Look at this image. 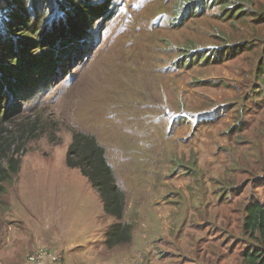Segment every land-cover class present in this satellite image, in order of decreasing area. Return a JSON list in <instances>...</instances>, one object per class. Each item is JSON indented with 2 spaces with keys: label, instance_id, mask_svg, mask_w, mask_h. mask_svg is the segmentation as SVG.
Returning <instances> with one entry per match:
<instances>
[{
  "label": "rangeland",
  "instance_id": "1",
  "mask_svg": "<svg viewBox=\"0 0 264 264\" xmlns=\"http://www.w3.org/2000/svg\"><path fill=\"white\" fill-rule=\"evenodd\" d=\"M91 2L109 6L87 22L84 41L88 53L81 59L82 54L76 56L67 65L70 69L64 65L66 60L58 63L46 82L36 83L23 97L14 100L9 95L4 101L3 113L11 106L13 114L4 125V136L12 144L11 153L21 157L22 163L0 196V264H24L40 248L60 251L46 243L54 247L67 243L86 223L88 211L107 217L102 199L99 209L96 205L83 207L88 203L86 191L96 189L79 169L66 163L76 130L97 137L115 169H120L122 180L147 179L150 193L162 174L165 180L160 184L167 189H189L186 181L198 178L212 189L214 179L221 181L227 173L229 153L245 152L262 178L234 201L246 194L248 199L254 195L264 202V167L255 165L252 155L259 145L264 148V99L258 91L259 82H264V0H216L206 2L197 12L198 4L193 5L197 0ZM32 54L42 59L43 50L35 48ZM240 129L242 133L237 134ZM19 145L22 148L17 152ZM245 175L240 172L237 177ZM232 176L236 178V173ZM20 178H25L30 197L46 206L43 211L26 208L31 199L20 193ZM167 198L174 199L164 194L155 207L170 226L167 215L174 205ZM194 199L198 200L197 192ZM219 201L214 197V205ZM229 203L222 200L221 210L214 207V219L207 223L211 226L196 231L199 239L184 240L187 245L195 241L192 251L185 250L179 258L172 254L168 262L160 253L156 262L241 264V252L252 240L247 237V242L238 212ZM195 212L177 211L173 213L175 222L177 217ZM218 213L227 219L231 216L234 228H223L226 219L219 222L215 219ZM188 218L184 227L193 228ZM147 220L157 230L159 221L151 211ZM99 228L96 224L87 232L93 238ZM151 233L156 232L137 236L122 248L125 250L102 244L92 256L72 260L125 264V255L149 253L147 244L151 248L155 243L145 239ZM231 244L237 246L232 250ZM64 262L70 264L66 256Z\"/></svg>",
  "mask_w": 264,
  "mask_h": 264
},
{
  "label": "trees",
  "instance_id": "2",
  "mask_svg": "<svg viewBox=\"0 0 264 264\" xmlns=\"http://www.w3.org/2000/svg\"><path fill=\"white\" fill-rule=\"evenodd\" d=\"M215 1L197 0L193 3V5L198 4L194 12L201 10L206 2ZM108 6L109 3L95 5L91 0H0V196L6 193L7 182L14 180L18 175L22 163L21 157L11 153L12 144L4 136L6 131L4 125L13 116L11 106L10 109L7 107L3 113L5 99L9 95L14 100L17 96L23 97L27 90L35 87L36 83L46 82L48 74L59 68L56 67L58 63L63 62L64 64L66 60L64 65L70 69L67 65H71L77 59L76 56L82 54L79 57L81 59L83 55H86L89 51L84 41V29L87 28V22L93 15L106 11ZM102 9L105 10L102 11ZM66 47L71 49H66ZM35 48L43 50L42 59L32 54ZM209 53L210 51L207 54ZM194 55L198 57L199 53ZM32 59L33 62H31ZM262 69H264L263 66ZM38 78L40 80H36ZM261 83L264 84V82ZM239 133H242V129L237 131V134ZM21 148L19 145L16 151L20 152ZM252 155L253 160L256 161L255 165L264 167V148L261 145L253 150ZM66 163L71 168L79 169L89 179L102 199L105 213L115 219L105 233V245L110 249L130 246L136 236V226L138 228L141 226L133 216L125 219L128 211V194L119 183L115 168L107 156L106 148L95 135L80 130L73 131ZM251 164L245 152L238 154L230 152L227 173H223L221 181L214 179V193L221 201L218 205H214V200L208 197L205 203L208 201L214 207H220L221 210L222 200H230L229 204H233V209L238 212V223H241L240 228L247 242L252 240L241 252V264H264V202L256 199L254 195L248 199L246 194L240 200L241 203L238 200L234 201L237 195L245 193L246 188L252 189V183L262 178L256 174V169ZM240 172L246 174L241 179L240 176L237 177ZM234 173H236V178L232 176ZM250 176H253L252 180ZM181 200L187 202V200ZM205 207L206 210L211 211L203 220L205 221L204 226L208 228L211 224L207 223H211L214 219L212 215L214 207L211 210V205H205ZM220 217L222 220L226 219V222L222 224L223 228H234L231 216L227 219V216L218 213L215 219L221 222ZM193 231L194 229L188 232L192 240L199 239L200 233ZM162 240L167 241V238ZM189 242L191 243L187 245V242L182 244L176 241L173 249L159 245L156 249L160 252L156 253V250L154 255L148 253L146 263L159 264L155 258L161 254L166 262L172 254L178 258L184 256V251H192L195 244V241ZM177 243L179 247H176ZM234 245L237 246V244ZM235 246L231 244L230 247L233 250ZM57 253L63 256L60 264L65 263V254L63 255L61 251Z\"/></svg>",
  "mask_w": 264,
  "mask_h": 264
},
{
  "label": "crops",
  "instance_id": "3",
  "mask_svg": "<svg viewBox=\"0 0 264 264\" xmlns=\"http://www.w3.org/2000/svg\"><path fill=\"white\" fill-rule=\"evenodd\" d=\"M258 85H260V88H258L259 94H261L262 99H264V84L259 82ZM115 171L118 176L119 183L125 188L128 194V211L125 219H128L133 216L137 220L138 219L140 220L137 221V223L140 224L141 228L137 227V231H135L136 232L135 239L137 236L138 238H140L142 235L144 236L147 235L150 231L156 232V233H151V238L145 239L147 243L152 240L155 243V245H153V247L151 248L147 244L149 253H152L154 255L156 248H158L159 245L173 249L174 242L180 241L184 243V240L188 241L191 238L190 234L188 233L190 230L194 229V231H198L199 229V231L202 232V230L204 229L203 227L205 225V221L203 222V220L205 216L209 215L208 213L211 212L205 209L206 208L205 205L208 206L211 205L210 210L214 207V205L208 201L205 203V199L210 197L211 200H214V197H216L214 192H213V196L210 194L211 191H214V188L213 187L212 189L208 188L205 185L204 180H201L202 178H198L199 180H195V179L194 180L189 179V181L187 180L186 185H188L189 189L187 187L185 188L178 187L176 189L172 187L171 189H167L165 188L166 185L160 184V181L165 180L162 174L156 180L155 191L150 193L148 191L149 183L147 179H144V181H142V179L140 178H132L130 182V178H125L124 180H122V178L118 174V171H120V169L119 170L115 169ZM130 184L132 187L130 186ZM19 185H20V193L22 194L23 198L24 197L29 198L30 193L28 192L27 182L25 178L24 179L20 178ZM212 185H213V179H212ZM146 189L149 192V194L146 193ZM196 192L198 193L197 201L194 199L196 197ZM70 193L71 191H69L68 194ZM86 193H87L86 195H88L87 196L88 203H86V205L83 207L90 208L96 205L99 209L101 207L100 206L101 198L98 192L91 188V190H87ZM164 194H169L170 196L174 197V199L172 198L165 199L168 201V203L174 205L173 207L170 208L171 210L170 214L167 215L171 221L170 226H168L164 222L163 218H165L166 216L158 215V211L155 207V203H158L157 200H159L157 198L163 196ZM30 199H31V204L26 205V208L27 207L29 208L28 210L43 211L44 207H46V206H42L41 203L38 202L35 197L33 198V195L30 197ZM181 199L187 200V202H183ZM90 200L92 201L89 202ZM83 201H85L84 198ZM129 204H131V206H129ZM188 209L195 210L196 211L195 214L189 213L188 215L185 213L186 214L185 217L184 216L177 217L175 222V217L173 213H176L177 211L181 213L182 211H186ZM149 211H151L152 216H155L156 220L159 221L157 225V230L152 229L150 225L153 226V223L147 220V214L149 213ZM86 213H87L86 223L83 224L82 229L77 230V232H75L73 236L67 239V241L69 240L67 243L65 244L60 243L59 247H54L53 245L46 243L47 246H50L54 249H59L61 252H63L66 256V261L69 262L70 264L72 262H73L72 264L74 263L80 264L79 260L82 259L84 260V258L88 256L89 257L92 256L94 252L93 253L91 252L95 248L99 249V246H102V244L105 245V233L108 230L109 226L112 225L113 222L115 221V219L112 216L107 215L105 213L104 208H103V213L107 217H104V215H102L101 212L97 214L96 210H91ZM99 214L101 215L98 216ZM186 217H189L188 218L189 221L196 224V225L192 224L193 228L184 227L187 221ZM219 220L221 221L222 218L220 217ZM96 224L100 226L99 232L96 236L92 238L88 234L87 230L91 226H95ZM154 238H156V240H154ZM163 238H167V241L162 240ZM160 240H162V243L158 242ZM96 253L99 254L98 252ZM96 253L94 254V256L96 255ZM147 255L148 253H144L143 256H138V255L131 256L130 254L125 255L126 260L128 259L125 264H129L131 262L146 263ZM73 257L79 260L76 261L75 259L72 260Z\"/></svg>",
  "mask_w": 264,
  "mask_h": 264
},
{
  "label": "built area",
  "instance_id": "4",
  "mask_svg": "<svg viewBox=\"0 0 264 264\" xmlns=\"http://www.w3.org/2000/svg\"><path fill=\"white\" fill-rule=\"evenodd\" d=\"M24 264H60L63 260V256L57 252H53L47 248H40L36 253L28 255Z\"/></svg>",
  "mask_w": 264,
  "mask_h": 264
}]
</instances>
